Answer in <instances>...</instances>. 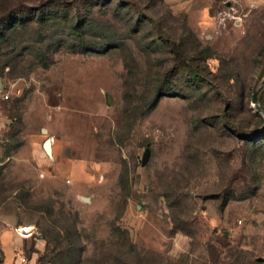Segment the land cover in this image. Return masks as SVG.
Returning a JSON list of instances; mask_svg holds the SVG:
<instances>
[{
    "label": "rangeland",
    "instance_id": "rangeland-1",
    "mask_svg": "<svg viewBox=\"0 0 264 264\" xmlns=\"http://www.w3.org/2000/svg\"><path fill=\"white\" fill-rule=\"evenodd\" d=\"M14 6L22 22L0 24L14 264H264V0H0V15Z\"/></svg>",
    "mask_w": 264,
    "mask_h": 264
},
{
    "label": "trees",
    "instance_id": "trees-1",
    "mask_svg": "<svg viewBox=\"0 0 264 264\" xmlns=\"http://www.w3.org/2000/svg\"><path fill=\"white\" fill-rule=\"evenodd\" d=\"M14 12H16L18 14L16 15V17L13 18L12 15H13ZM19 14H20L19 13V6H14L13 8H11L10 11H7L6 13H3V14L0 15V24L3 23L6 20H10L9 27L14 29V27H16L19 23L22 22L21 18L19 17L20 16ZM154 23H155L157 29L159 30V32L163 33V30H162L160 24L158 22H156V21ZM168 43L170 44V46L172 47L173 51L176 53L178 58L180 60L184 61L187 64V67H188V81L192 85L197 84V82L200 81L201 78H202L201 67L198 64H193L192 62L187 61V59H186L185 55L183 54V52L181 51L180 47L178 45H176L172 39H168ZM211 53H213V52L211 51L210 48L204 47L202 49L201 53H199V54L197 53V54L194 55L193 59L195 60L197 58H200V56H202V55L203 56H205V55L208 56ZM169 94H173V92L169 91ZM224 118H225V121H226V117H224ZM247 133H251L252 134V131H248ZM32 236H34V235H32Z\"/></svg>",
    "mask_w": 264,
    "mask_h": 264
},
{
    "label": "crops",
    "instance_id": "crops-1",
    "mask_svg": "<svg viewBox=\"0 0 264 264\" xmlns=\"http://www.w3.org/2000/svg\"><path fill=\"white\" fill-rule=\"evenodd\" d=\"M167 4L172 6H182L187 2H191L192 0H164ZM11 226L2 230V234H0V248L5 251V260L2 264H14L15 259V248L12 243H10L11 237Z\"/></svg>",
    "mask_w": 264,
    "mask_h": 264
},
{
    "label": "built area",
    "instance_id": "built-area-1",
    "mask_svg": "<svg viewBox=\"0 0 264 264\" xmlns=\"http://www.w3.org/2000/svg\"><path fill=\"white\" fill-rule=\"evenodd\" d=\"M0 96L3 98V99H8L9 98V95L8 94H2V93H0ZM27 228H29V229H27ZM31 230H32V226H22V227H19L18 228V232H19V234H21L22 236H26V235H28V233H30L31 232ZM32 234L33 233H30V236H32ZM20 262H21V264H24V263H26V258L25 257H22L21 259H20Z\"/></svg>",
    "mask_w": 264,
    "mask_h": 264
},
{
    "label": "water",
    "instance_id": "water-1",
    "mask_svg": "<svg viewBox=\"0 0 264 264\" xmlns=\"http://www.w3.org/2000/svg\"><path fill=\"white\" fill-rule=\"evenodd\" d=\"M263 85H264V83H263ZM2 87H3V83H2V81H1V79H0V91H1ZM45 147L48 149V146H47V145H45ZM149 156H150V150L147 149V150H146L145 157H144V163H147V162H148V160H149ZM84 199H85L86 201H89V198H87V197H85Z\"/></svg>",
    "mask_w": 264,
    "mask_h": 264
},
{
    "label": "bare ground",
    "instance_id": "bare-ground-1",
    "mask_svg": "<svg viewBox=\"0 0 264 264\" xmlns=\"http://www.w3.org/2000/svg\"><path fill=\"white\" fill-rule=\"evenodd\" d=\"M48 147H49V145H48ZM50 148H51V146H50ZM46 149V148H45Z\"/></svg>",
    "mask_w": 264,
    "mask_h": 264
}]
</instances>
